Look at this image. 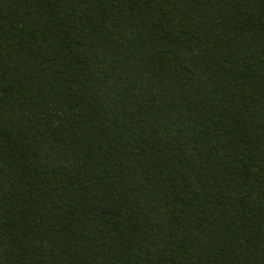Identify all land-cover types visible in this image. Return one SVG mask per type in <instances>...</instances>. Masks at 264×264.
<instances>
[{
    "label": "trees",
    "instance_id": "1",
    "mask_svg": "<svg viewBox=\"0 0 264 264\" xmlns=\"http://www.w3.org/2000/svg\"><path fill=\"white\" fill-rule=\"evenodd\" d=\"M0 264H264V0H0Z\"/></svg>",
    "mask_w": 264,
    "mask_h": 264
}]
</instances>
